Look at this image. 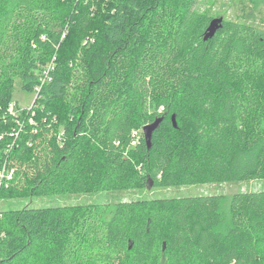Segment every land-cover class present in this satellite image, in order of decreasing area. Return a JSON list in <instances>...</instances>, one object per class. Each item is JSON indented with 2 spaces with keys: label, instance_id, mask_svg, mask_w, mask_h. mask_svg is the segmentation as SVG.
Wrapping results in <instances>:
<instances>
[{
  "label": "trees",
  "instance_id": "obj_1",
  "mask_svg": "<svg viewBox=\"0 0 264 264\" xmlns=\"http://www.w3.org/2000/svg\"><path fill=\"white\" fill-rule=\"evenodd\" d=\"M199 2L0 0V201L264 179V33ZM0 264H264V190L0 211Z\"/></svg>",
  "mask_w": 264,
  "mask_h": 264
},
{
  "label": "rangeland",
  "instance_id": "obj_2",
  "mask_svg": "<svg viewBox=\"0 0 264 264\" xmlns=\"http://www.w3.org/2000/svg\"><path fill=\"white\" fill-rule=\"evenodd\" d=\"M103 8L92 6L89 10L93 22L96 24L103 20L105 11ZM196 10L206 16L216 18L223 16L228 21L242 24H250L257 27L264 33V0H200ZM65 37V36H64ZM63 37V38H64ZM86 43V42H85ZM55 58V57H54ZM71 90V92L76 91ZM80 95V90H77ZM36 94L23 88L22 81L16 79L14 82V91L12 93V103L16 111L31 109L35 103ZM163 108L159 110L161 112ZM143 136V130L141 131ZM135 143L132 144L134 146ZM17 166L10 170L0 169V184L5 182L7 186L14 181ZM14 171V173H13ZM8 173V174H7ZM13 173V175H12ZM9 175V177H8ZM264 190V179L255 178L241 183L228 184H207L198 185L181 189H154L144 187L135 191L108 192L81 195H60L49 197H34L31 199H13L9 201H0V211L21 210L26 207L44 208L51 206H83L92 204H115L120 201H142L155 198H168L185 195H216L224 194L228 197L238 193H251Z\"/></svg>",
  "mask_w": 264,
  "mask_h": 264
},
{
  "label": "water",
  "instance_id": "obj_3",
  "mask_svg": "<svg viewBox=\"0 0 264 264\" xmlns=\"http://www.w3.org/2000/svg\"><path fill=\"white\" fill-rule=\"evenodd\" d=\"M223 23H224V17H217L211 20L209 27L207 28V31L205 33V40L212 38L216 34V32L222 28ZM163 120H164V117L156 118L154 122L149 123L143 127L144 139L146 141L148 149L152 147L153 135L155 131L159 129ZM172 121H173L174 127H176L175 115L172 116ZM152 184L153 183L150 184L149 188L152 187Z\"/></svg>",
  "mask_w": 264,
  "mask_h": 264
},
{
  "label": "built area",
  "instance_id": "obj_4",
  "mask_svg": "<svg viewBox=\"0 0 264 264\" xmlns=\"http://www.w3.org/2000/svg\"><path fill=\"white\" fill-rule=\"evenodd\" d=\"M55 70L54 68V62H51L47 68H43V71H42V75L40 76L39 78V84L37 85V87L35 88V94H36V98L38 97L39 93L41 92V89L42 87H44L47 83L51 82L52 81V73L53 71ZM9 113L12 115V116H19L21 114L22 111L18 112L16 111V108L15 106L13 105V103H11L9 105ZM63 132L59 135V137H62L63 136ZM14 173V171H13ZM12 173V175H13ZM8 174V173H7ZM9 177V175H8Z\"/></svg>",
  "mask_w": 264,
  "mask_h": 264
}]
</instances>
